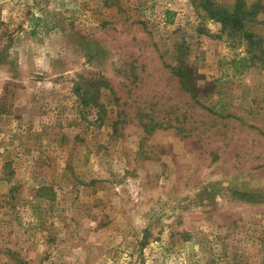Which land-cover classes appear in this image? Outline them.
<instances>
[{"label": "rangeland", "instance_id": "rangeland-1", "mask_svg": "<svg viewBox=\"0 0 264 264\" xmlns=\"http://www.w3.org/2000/svg\"><path fill=\"white\" fill-rule=\"evenodd\" d=\"M239 1L262 54L201 0H0V264H264Z\"/></svg>", "mask_w": 264, "mask_h": 264}, {"label": "trees", "instance_id": "trees-1", "mask_svg": "<svg viewBox=\"0 0 264 264\" xmlns=\"http://www.w3.org/2000/svg\"><path fill=\"white\" fill-rule=\"evenodd\" d=\"M201 6L209 18L214 19L222 24V26L227 27L229 32H241L247 39L249 48L252 46V50H258L259 54L263 53L260 49L261 40L254 38L251 33L243 32L244 20L246 21L250 15L254 16V12L246 11L239 0L235 3V6L231 11L214 0H201ZM254 59H256V56L253 54L250 60L253 62Z\"/></svg>", "mask_w": 264, "mask_h": 264}]
</instances>
